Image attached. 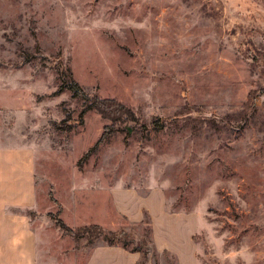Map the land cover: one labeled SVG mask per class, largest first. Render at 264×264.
Instances as JSON below:
<instances>
[{
	"label": "rangeland",
	"instance_id": "rangeland-1",
	"mask_svg": "<svg viewBox=\"0 0 264 264\" xmlns=\"http://www.w3.org/2000/svg\"><path fill=\"white\" fill-rule=\"evenodd\" d=\"M81 93L132 114L80 118ZM23 143L44 264H84L104 244L52 216L139 244L145 224L111 200L149 217L134 264H178L166 246L190 264L192 229L196 264H264V0H0V144ZM129 187L148 193V212Z\"/></svg>",
	"mask_w": 264,
	"mask_h": 264
},
{
	"label": "crops",
	"instance_id": "crops-1",
	"mask_svg": "<svg viewBox=\"0 0 264 264\" xmlns=\"http://www.w3.org/2000/svg\"><path fill=\"white\" fill-rule=\"evenodd\" d=\"M37 173L36 155L29 144L4 145L0 144V264H44L38 251L37 226L33 223L30 213L37 208ZM139 198L140 209L147 212L150 207L143 204L145 196L137 195L134 188H125ZM156 204L163 211V196L157 192ZM114 208L131 220V215L122 210L119 204L111 200ZM179 214L180 212H164ZM184 214V213H183ZM187 232L185 239L186 251L190 252L188 262L196 264L194 244L191 234ZM162 247L171 251L178 264L187 260L179 250ZM160 248V247H157ZM136 251H127L118 245L94 244L86 256L84 264H134L138 258ZM184 261V262H183Z\"/></svg>",
	"mask_w": 264,
	"mask_h": 264
},
{
	"label": "trees",
	"instance_id": "trees-1",
	"mask_svg": "<svg viewBox=\"0 0 264 264\" xmlns=\"http://www.w3.org/2000/svg\"><path fill=\"white\" fill-rule=\"evenodd\" d=\"M68 88L71 89L73 92H79L80 90L79 85L74 81L69 83ZM81 95L83 98V106L79 111L80 113L78 114L80 118L83 110L88 108L94 109L95 111L100 113L101 116L106 119H109L113 123L121 120L122 116H131L132 114L131 111L119 101L102 98L97 95L90 96L83 93H81ZM66 118L69 119L70 115H67ZM64 119L65 118H62L61 120L63 121ZM71 126L72 125L70 123H67L65 125V128L70 129ZM151 126L153 128H160L163 126V122L159 121L158 119H153L151 121ZM102 135L103 133H101V135L97 138L96 142L100 140ZM52 218L57 224V226L60 228L62 233L68 234L74 238L84 237L88 242H92L97 237H102V239L104 240V244L106 245H119L128 251H140L141 254H146L145 245L146 242L150 241V237L146 239V237H148L151 233L150 220L148 215L145 220H139L138 224L140 225L141 223H144L146 228L144 229L143 233L139 236V244L135 246L128 245V243L131 242L132 237H130L128 232H126L122 228L109 230L104 229L101 225L97 223H88L72 228L68 226L60 217L52 216Z\"/></svg>",
	"mask_w": 264,
	"mask_h": 264
},
{
	"label": "water",
	"instance_id": "water-1",
	"mask_svg": "<svg viewBox=\"0 0 264 264\" xmlns=\"http://www.w3.org/2000/svg\"><path fill=\"white\" fill-rule=\"evenodd\" d=\"M128 129V128H127Z\"/></svg>",
	"mask_w": 264,
	"mask_h": 264
}]
</instances>
